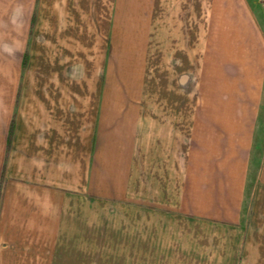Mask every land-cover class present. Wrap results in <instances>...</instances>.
Instances as JSON below:
<instances>
[{
  "label": "crops",
  "instance_id": "crops-1",
  "mask_svg": "<svg viewBox=\"0 0 264 264\" xmlns=\"http://www.w3.org/2000/svg\"><path fill=\"white\" fill-rule=\"evenodd\" d=\"M0 264H264L259 0H0Z\"/></svg>",
  "mask_w": 264,
  "mask_h": 264
},
{
  "label": "rangeland",
  "instance_id": "rangeland-1",
  "mask_svg": "<svg viewBox=\"0 0 264 264\" xmlns=\"http://www.w3.org/2000/svg\"><path fill=\"white\" fill-rule=\"evenodd\" d=\"M260 2H261V4H263V6H264V0H259Z\"/></svg>",
  "mask_w": 264,
  "mask_h": 264
}]
</instances>
